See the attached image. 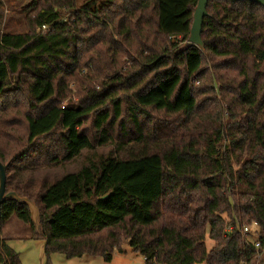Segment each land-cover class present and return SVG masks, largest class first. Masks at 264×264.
Masks as SVG:
<instances>
[{
    "label": "trees",
    "instance_id": "16d2710c",
    "mask_svg": "<svg viewBox=\"0 0 264 264\" xmlns=\"http://www.w3.org/2000/svg\"><path fill=\"white\" fill-rule=\"evenodd\" d=\"M208 2L204 50L179 51L197 0H85L79 9V0H41L26 31H0L6 188L36 200L42 220L38 229L28 204L0 205V264H21L3 237L13 215L45 239L48 257L110 262L129 243L145 264L257 258L254 244L264 249V6ZM91 64L110 79L100 90ZM73 81L81 97L64 104ZM47 135L50 144H40ZM115 143L118 152L140 149L91 156L52 182L38 178L49 164Z\"/></svg>",
    "mask_w": 264,
    "mask_h": 264
},
{
    "label": "rangeland",
    "instance_id": "374dc122",
    "mask_svg": "<svg viewBox=\"0 0 264 264\" xmlns=\"http://www.w3.org/2000/svg\"><path fill=\"white\" fill-rule=\"evenodd\" d=\"M41 0H0V31L1 32H13L22 33L27 30L29 18L35 13V5ZM85 0H79L78 8H82V2ZM90 70H92V87L97 90L101 89L102 82H109V77L106 74H101L97 72L98 68L94 64L90 65ZM101 69V66H99ZM88 74L87 70H82L81 76H86ZM68 96L64 100V104L69 101H77L80 96V87L76 81L69 83L67 88ZM222 119L224 125L230 124L232 117L230 116V110L228 109V104L224 103L222 111ZM84 127H87L88 132H93L92 120H90ZM54 138L51 135L43 136L40 140L41 143H48ZM127 141L125 138H119L116 141L119 143L121 141ZM129 143V142H128ZM226 141L223 143L225 146ZM115 144H107V146H98L91 152H85L83 156L76 158L74 161L70 162H60L58 164H49L44 171L38 175L40 179H46L52 182L58 179L65 173L75 172L83 164L87 162V159L91 156H95L99 159L101 156L109 155L110 153L118 154H128L131 152H139L140 148H134L133 145H126L123 151H116ZM96 154V155H93ZM36 164V163H34ZM37 203L36 200H33ZM40 209V220H41V208L39 203H37ZM42 221V220H41ZM41 226V223H40ZM40 226L37 227L40 229ZM256 227L252 230L254 231ZM255 232V231H254ZM252 232L251 237L254 238L256 234ZM3 237L6 239L7 243L14 248V250L20 254L21 264H145L144 257L139 253L132 250L129 243L123 245L126 252L122 253L115 251L113 253V259L107 262L105 258L101 255H85L82 257L68 258L64 253H53L50 257L47 256L45 252V239H36L31 234L30 225L22 220L18 219L16 215L10 218V221L4 228ZM208 247L213 244L212 239L208 237L207 239ZM200 264V263H197ZM252 264H264V249H261V253L253 261Z\"/></svg>",
    "mask_w": 264,
    "mask_h": 264
},
{
    "label": "water",
    "instance_id": "95a60500",
    "mask_svg": "<svg viewBox=\"0 0 264 264\" xmlns=\"http://www.w3.org/2000/svg\"><path fill=\"white\" fill-rule=\"evenodd\" d=\"M209 0H197V5L193 14V24L191 26L189 37L187 42H185L179 49V51L187 50L189 46L196 45L201 50L205 49V43L202 37L203 23L204 17L208 15V2ZM235 1V0H232ZM247 1H255L264 6V0H247ZM7 164H4L0 160V205L10 199L17 201L20 204H28L31 212V219L34 221L36 227L40 226V209L32 199L28 196H22L15 190L8 191L6 188L7 184Z\"/></svg>",
    "mask_w": 264,
    "mask_h": 264
},
{
    "label": "built area",
    "instance_id": "2783aa9c",
    "mask_svg": "<svg viewBox=\"0 0 264 264\" xmlns=\"http://www.w3.org/2000/svg\"><path fill=\"white\" fill-rule=\"evenodd\" d=\"M43 30H46V28H47V26L46 25H44L43 27ZM254 227H252V226H245L244 227V231H246V232H248L249 234H252V232H254L256 235H257V230L255 229L254 231L252 230ZM254 251L256 252V254L257 255H259L260 254V250H261V247H260V241L258 240L255 244H254ZM242 264H244L243 262H242Z\"/></svg>",
    "mask_w": 264,
    "mask_h": 264
}]
</instances>
